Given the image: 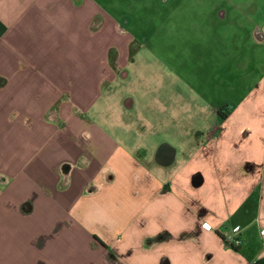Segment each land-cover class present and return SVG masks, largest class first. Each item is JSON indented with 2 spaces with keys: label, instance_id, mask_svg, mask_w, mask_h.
Here are the masks:
<instances>
[{
  "label": "crops",
  "instance_id": "crops-1",
  "mask_svg": "<svg viewBox=\"0 0 264 264\" xmlns=\"http://www.w3.org/2000/svg\"><path fill=\"white\" fill-rule=\"evenodd\" d=\"M109 1L0 0V264H264V0Z\"/></svg>",
  "mask_w": 264,
  "mask_h": 264
},
{
  "label": "rangeland",
  "instance_id": "rangeland-1",
  "mask_svg": "<svg viewBox=\"0 0 264 264\" xmlns=\"http://www.w3.org/2000/svg\"><path fill=\"white\" fill-rule=\"evenodd\" d=\"M175 3H172L171 6H169L168 10H171L172 12L177 11V15L181 14V16H185L186 10L188 12L190 10H203L204 5L200 7L192 6L189 7V0H175ZM198 2L201 0H197ZM204 1V0H203ZM111 11L114 13H121L124 14V16H130L131 17V27L134 29L136 28V22L138 19L139 14H144L146 11L152 12L153 9H157V7H153L154 4L152 2H140V1H128V0H110L109 1ZM151 20V19H150ZM183 18L180 19L179 24L183 22ZM148 28H151V25H148ZM147 29V30H149ZM51 116V114L49 115Z\"/></svg>",
  "mask_w": 264,
  "mask_h": 264
},
{
  "label": "built area",
  "instance_id": "built-area-1",
  "mask_svg": "<svg viewBox=\"0 0 264 264\" xmlns=\"http://www.w3.org/2000/svg\"><path fill=\"white\" fill-rule=\"evenodd\" d=\"M238 228L233 226L229 230H223L220 233L221 240L228 246H236L238 244V236H237Z\"/></svg>",
  "mask_w": 264,
  "mask_h": 264
},
{
  "label": "trees",
  "instance_id": "trees-1",
  "mask_svg": "<svg viewBox=\"0 0 264 264\" xmlns=\"http://www.w3.org/2000/svg\"><path fill=\"white\" fill-rule=\"evenodd\" d=\"M226 112V110H225ZM225 112H221L219 109H217V114H218V117H222L224 115ZM221 238V237H220ZM232 248H235V246H230Z\"/></svg>",
  "mask_w": 264,
  "mask_h": 264
}]
</instances>
